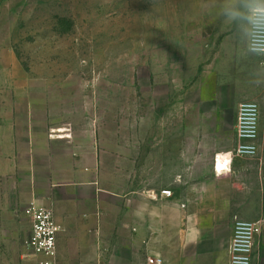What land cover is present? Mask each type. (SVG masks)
<instances>
[{
	"label": "crops",
	"instance_id": "0c3cea01",
	"mask_svg": "<svg viewBox=\"0 0 264 264\" xmlns=\"http://www.w3.org/2000/svg\"><path fill=\"white\" fill-rule=\"evenodd\" d=\"M8 1L0 0V10ZM0 49L7 53L0 56V264H39L46 258L26 243L33 230L27 209L33 205L51 208L60 226L58 264H112L113 256L119 264H150L147 250L164 264H230L235 217L262 222L253 264H264L260 147L255 158H236L231 172L214 171L215 154L239 142L237 121L225 118L233 105L223 103L222 91L216 104L213 96L208 101L203 94V104L210 102L211 113L219 115L203 127L215 134L228 131L231 137L216 141L209 153L200 152L199 166L185 149L162 155L152 151V163L146 166L138 152L136 176L151 170L152 176L161 171L170 179L163 187L126 188L112 178L128 175L127 157L119 155L120 167L113 171L111 152L99 150L97 139L73 120L64 123L54 92L34 88L32 76L17 71L21 61L16 53ZM214 71L218 77L211 64L205 73ZM179 105L186 109L185 101ZM163 190L172 195H162ZM116 238L120 243L113 254Z\"/></svg>",
	"mask_w": 264,
	"mask_h": 264
},
{
	"label": "rangeland",
	"instance_id": "374dc122",
	"mask_svg": "<svg viewBox=\"0 0 264 264\" xmlns=\"http://www.w3.org/2000/svg\"><path fill=\"white\" fill-rule=\"evenodd\" d=\"M202 3L9 0L0 10V48L16 53L17 71L30 74L34 88L54 92L64 123L73 120L97 139L99 150L111 152L113 171L120 167L118 156L127 157L128 175L113 176V181L126 188L163 187L170 179L166 172L136 176L138 152L145 166L152 163V151L162 155L185 149L198 162L200 152L209 153L216 141L231 137L228 131L215 134L203 127L219 116L211 113L210 102L203 104L206 93L216 104L223 92V103L233 105L225 118L234 123L237 101L260 105L264 156V85L248 82L252 62L236 56L231 29ZM211 64L218 77L215 71L206 75ZM182 119L185 123H177ZM150 255L145 251L146 262ZM112 260L119 264L117 257Z\"/></svg>",
	"mask_w": 264,
	"mask_h": 264
},
{
	"label": "built area",
	"instance_id": "2783aa9c",
	"mask_svg": "<svg viewBox=\"0 0 264 264\" xmlns=\"http://www.w3.org/2000/svg\"><path fill=\"white\" fill-rule=\"evenodd\" d=\"M260 116L261 109L257 102L245 101L239 105L236 122L239 142L234 149L215 154L214 171L216 175L231 172L236 158L258 156ZM161 194L170 197L172 191L163 190ZM27 214L33 220L32 235L26 242L27 246L46 257L39 264H58L57 236L60 226L56 222L53 210L33 205L27 209ZM262 228L261 221H246L235 217L233 236L228 248L230 264H253L256 239L262 232ZM149 263L164 264V260L162 257H150Z\"/></svg>",
	"mask_w": 264,
	"mask_h": 264
},
{
	"label": "clouds",
	"instance_id": "9594fccd",
	"mask_svg": "<svg viewBox=\"0 0 264 264\" xmlns=\"http://www.w3.org/2000/svg\"><path fill=\"white\" fill-rule=\"evenodd\" d=\"M202 7L231 29L236 56L252 62L248 82L264 85V0H203Z\"/></svg>",
	"mask_w": 264,
	"mask_h": 264
}]
</instances>
